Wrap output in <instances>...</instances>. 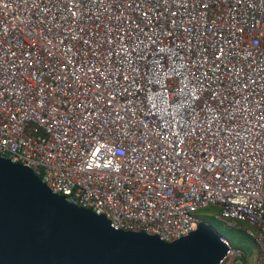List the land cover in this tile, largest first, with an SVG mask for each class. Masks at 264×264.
I'll list each match as a JSON object with an SVG mask.
<instances>
[{
  "label": "built area",
  "instance_id": "1",
  "mask_svg": "<svg viewBox=\"0 0 264 264\" xmlns=\"http://www.w3.org/2000/svg\"><path fill=\"white\" fill-rule=\"evenodd\" d=\"M0 155L166 241L218 205L264 264V0H0Z\"/></svg>",
  "mask_w": 264,
  "mask_h": 264
},
{
  "label": "water",
  "instance_id": "2",
  "mask_svg": "<svg viewBox=\"0 0 264 264\" xmlns=\"http://www.w3.org/2000/svg\"><path fill=\"white\" fill-rule=\"evenodd\" d=\"M201 220L172 241L115 228L0 155V264H223L231 246Z\"/></svg>",
  "mask_w": 264,
  "mask_h": 264
},
{
  "label": "rangeland",
  "instance_id": "3",
  "mask_svg": "<svg viewBox=\"0 0 264 264\" xmlns=\"http://www.w3.org/2000/svg\"><path fill=\"white\" fill-rule=\"evenodd\" d=\"M221 210L218 205H210L197 211V215L205 222L211 224L220 232L226 234L234 247H242L248 250L249 256L242 264H260V251L254 240L247 234L246 222L235 221L229 223L220 217ZM224 264H237L235 261L227 260Z\"/></svg>",
  "mask_w": 264,
  "mask_h": 264
},
{
  "label": "trees",
  "instance_id": "4",
  "mask_svg": "<svg viewBox=\"0 0 264 264\" xmlns=\"http://www.w3.org/2000/svg\"><path fill=\"white\" fill-rule=\"evenodd\" d=\"M219 231V230H218ZM220 232V231H219ZM223 236H225L226 238H228L229 240H230V238L226 235V234H224V233H222V232H220ZM230 242H231V240H230ZM239 248H241L242 250H243V255H242V259L243 260H246L247 259V257L249 256V252H248V250L247 249H245V248H242V247H239Z\"/></svg>",
  "mask_w": 264,
  "mask_h": 264
}]
</instances>
